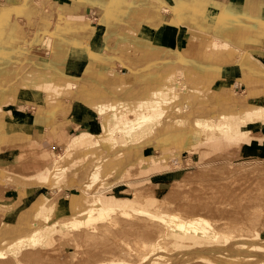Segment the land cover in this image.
<instances>
[{
  "label": "bare ground",
  "instance_id": "bare-ground-1",
  "mask_svg": "<svg viewBox=\"0 0 264 264\" xmlns=\"http://www.w3.org/2000/svg\"><path fill=\"white\" fill-rule=\"evenodd\" d=\"M34 1L39 6L36 11V23L39 25L35 28L37 32L47 30L50 27L48 8H54L57 0H44V7L41 6L42 0ZM100 1L121 12L113 15L116 18L113 24L106 25L102 21V48L99 51L89 49L88 57L106 62L121 58L130 71L150 66V73L155 78L132 82L127 79L126 73L96 78L81 73V70L72 72L69 50L64 48V42L59 49L57 41L54 44L49 41L44 48L51 59L44 68L39 59L46 57L32 51L24 65L14 68L11 64L0 69V86L18 76L20 84L37 87L44 81L48 83L53 72L74 79V86L64 87L62 95L70 92L78 102L100 115L102 124L97 131L98 139L89 140L88 133L74 136L63 152L55 155L46 169L37 175L24 177L0 171V183L17 181L24 192L14 204H0V211L6 214L0 223V260L10 257L17 264H24L28 254L46 252L53 243V234L61 228L74 231L79 237L81 233L88 232L87 226L93 225L94 230L90 233L98 231V235L103 236L108 231L106 236H112L117 243V235L112 231L117 225L114 214L120 210L134 214L130 221H134L139 230L136 235L141 240L140 244L148 246L151 253L158 250L155 264H264L263 202L259 206L257 203L252 213L255 216L247 223L248 216H225L218 207L210 211L205 206H199L190 211L187 204L178 206L168 199L167 206L157 205L156 199L144 200L142 190L138 192L141 199L137 202L131 197L117 198L116 195L102 193L106 187L117 186L119 183L115 182L120 179L121 184L128 186L130 180L127 173L142 171L139 166L130 168V161L139 160L151 146L167 147L184 137L183 144L188 145L194 140L200 148L217 133L231 138L235 136L239 140L249 139L257 128L248 125L243 128L241 123L253 117L254 113H264V89L249 91L245 98L223 97L212 90V85L199 83L192 77L224 80V70L230 69L236 72L237 79L244 85L248 79L263 78L253 74V60L264 64V47L254 43L246 46L249 40L256 37L236 38L234 34L228 36L232 42H225L201 14H194L195 20L187 24L180 14L178 22L163 21L156 27L155 39H151L143 35V30L150 26L152 20L148 15L152 0H128L125 8H120L121 0ZM177 6L184 9L185 3L180 1ZM198 18H202L201 23ZM199 24L208 36L201 40L197 55L191 57L185 53L186 36ZM240 24L264 34L261 14L226 8L221 22L222 32L228 34L226 29L230 28L234 33ZM34 46L37 47L36 44ZM81 47L77 40L70 52ZM140 50L147 52V56L137 59L136 54ZM6 67L13 71L11 75H5L3 69ZM26 69L28 71L25 72ZM16 93L17 89L6 92L0 87V95L3 94L4 98L13 97ZM235 114H240L241 122L234 121ZM103 147H107L106 152L90 157ZM91 159L94 161L87 177L80 183L67 184L68 173H77ZM213 162L220 164L222 160L215 159ZM252 163L245 160L237 162V165L264 169V162ZM155 172H152L153 175ZM193 174L189 173L182 181L174 182L171 192L182 190L180 186ZM56 183L78 188L89 195V205L74 209L68 199L67 205L61 207L60 197L53 201L56 194L45 190ZM42 185L47 187L43 189ZM32 195L29 203L23 206L24 200ZM161 208V211H156ZM16 209L18 211L13 215ZM144 216L150 221H142ZM247 230L251 231L250 234ZM114 252L112 249H94L86 258L91 260L89 264H115ZM152 257L154 254L148 253L146 259ZM74 264L85 263L77 256ZM126 264H130L129 261Z\"/></svg>",
  "mask_w": 264,
  "mask_h": 264
},
{
  "label": "crops",
  "instance_id": "crops-1",
  "mask_svg": "<svg viewBox=\"0 0 264 264\" xmlns=\"http://www.w3.org/2000/svg\"><path fill=\"white\" fill-rule=\"evenodd\" d=\"M9 1L13 4L12 6L7 5L4 1H0L1 70L4 66H9L11 64L14 68H17L19 65H24L32 51L43 56V48L48 45L49 41H52L51 43L53 44L57 41L56 43L59 44V49L62 46L61 42H64V48L69 50V66L72 72L78 73L81 70V73L96 78L101 75L116 73L115 71H117V68L112 69L109 67V63L104 60H99L91 56L88 57L87 51L89 49L99 51L102 48L104 25L99 21V9L103 11V22L106 25L115 23L116 18H114L113 15L121 12L120 9H115V7L111 6L109 3L102 4L100 0H57V4L54 8H48V19L51 30L49 32L45 30L37 32L35 25L39 24L36 23V11L39 6L35 4V1ZM125 1L126 0H121V4ZM180 1L185 3L184 9L178 8L177 5H179ZM263 1L264 0H167L166 3H162L160 0H152L148 12L152 20L150 26L144 28L143 35L155 39L157 35V26H153L154 23L162 18L164 21L169 20L178 22L177 12H181L180 16L184 18L186 24L195 20L194 14H201L208 21V25L217 29V31H215L217 35L222 37L225 36V34L222 32L221 22L226 8L261 14L264 18ZM99 4L101 5L100 7ZM162 5L165 8V17L161 15ZM78 11H81L83 14H80ZM84 15L92 22L96 20L92 28H89L90 21L85 22ZM55 19L58 20V24H55ZM198 22L201 23L202 18H198ZM38 23H40V20ZM233 31L234 30L230 28L226 29L228 34H233ZM262 34V32L256 29L254 30L249 26L241 24L236 27L235 31L236 38L256 37L255 40H249V42L264 47V35ZM67 38L71 39L66 41ZM77 40L83 47L75 49L74 52H70V49L76 45ZM201 40L202 37L191 29V32L189 31L186 36L184 45L185 53L191 57L196 56ZM34 44H36L37 47H35ZM43 45H45V47ZM145 54L146 52L140 50L137 52L136 57L137 59H142L147 56V54ZM39 60L42 62L41 67L44 68L49 64L51 59L46 57L44 59L40 58ZM253 61L255 63L253 74L258 77H263L260 79L264 81V64L257 59ZM122 62L127 66L125 61L122 60ZM145 67H140L135 71H129V73L122 72V74L126 73L127 79L132 82L154 80L155 76L150 73L149 68ZM3 70L5 71V75H11L13 72L8 69V67ZM24 71L26 72L28 69ZM117 72L119 73V71ZM1 79L0 76V80ZM223 79L227 85H237L238 83L236 72L230 69L224 70ZM247 83L248 86H251V83H254L253 79H248ZM68 84L69 81L64 74L53 72L49 76L48 83L44 81L43 83H39L37 87L27 83L20 84L18 82V76L0 86L1 89L6 92L17 89V93L13 97L8 96L4 98L3 94L0 95V171L23 175L24 177L34 176L44 171L47 165L51 163L54 156L61 153H54L53 157L48 161L52 152L62 147V145L65 147L70 144L74 136L88 133L90 136H95V139H98L99 135L97 131L99 125H102L100 115H95L89 109V106L78 102L74 96H71L72 94L69 95L70 92L62 95L64 87H68ZM248 88L251 89V91L264 89V82L260 87ZM219 91H221L219 95L223 97L229 96L227 93L228 90L219 89ZM34 92L38 93L35 95ZM216 94H218L217 90ZM16 99L18 100L15 104H6L3 108L2 104L7 101L15 102ZM48 102H50L51 106ZM59 105L68 109V111L60 112L58 109L57 112L53 113L52 110H55ZM52 117H54L53 122ZM257 128L261 133H264V124L261 123ZM15 138L17 140L13 141ZM11 139L12 141L10 142ZM57 139L62 145L57 142ZM213 139L214 137L209 141ZM234 141L244 144L264 143V139H255L254 137L247 141ZM39 157L45 159L41 160ZM157 157L158 154L145 153L139 160H134L129 167L134 169L139 166L142 170L146 171V174L148 172H155L157 168ZM44 161H48V163L43 167L36 165ZM93 161L94 160L91 159L88 163L91 164ZM13 167H17L18 171H14ZM80 170L77 173L73 171L68 173L66 178L67 184L80 183L87 177L88 173L83 178L80 175ZM162 180L163 179H157L155 181L160 183ZM72 189L75 190L68 195V199L74 209L82 205L87 206L89 203L88 196L82 193L78 188Z\"/></svg>",
  "mask_w": 264,
  "mask_h": 264
},
{
  "label": "rangeland",
  "instance_id": "rangeland-1",
  "mask_svg": "<svg viewBox=\"0 0 264 264\" xmlns=\"http://www.w3.org/2000/svg\"><path fill=\"white\" fill-rule=\"evenodd\" d=\"M0 1L6 2V4L9 6L13 5L12 3H10L9 0ZM20 1L21 0H16V2ZM28 1L33 2V0ZM42 1L43 2L41 3V6L44 7L45 1ZM127 4L128 0L120 4V8H125ZM163 5L161 6V15L162 17H165V8L163 7ZM100 6L101 5L99 4V7ZM78 12L80 14H83L81 11ZM98 12H100L99 21L102 22L104 19L103 11L99 9ZM179 14L181 15V12H177V19ZM84 20H86L85 22L90 21L89 28H92L93 24L96 22V20L94 19V21L92 22L85 15ZM163 21L164 20L162 18L161 20L156 21L153 26H158ZM54 22L55 24H58L57 19H55ZM50 30L51 29L49 27L45 31L49 32ZM193 31L197 33L200 37H202V39L208 36L207 32L201 29L200 24L198 25V27L193 28ZM223 34H225V36H219L222 40L227 43L232 42L231 40H229V34H226L224 32ZM233 34L235 36V32ZM251 44L252 43L248 42L246 43V46ZM43 46L45 47V45ZM43 51V57H47V50L43 48ZM116 51L119 52V50ZM122 60L123 59L120 58L114 61H108L107 63H109V67H111L112 69L117 68V71H119V73H129V67L126 66L122 62ZM145 68L150 69V66H147ZM117 71L115 72L118 73ZM178 76L181 77L180 74ZM192 78L199 83H208L212 85V90L215 93L217 90L218 94L221 92L219 91V89H226L228 90V95L234 98H245L247 96V93L251 91V89H249L248 87H260L263 85L264 82L261 79L253 78L254 83H251V86H248V83L244 85L241 81L237 79V85H227L221 79L204 78L200 76H193ZM67 79L69 80L68 87H73L75 84L74 79ZM184 79L186 80L189 78L184 77ZM36 93L38 92H34L35 95ZM17 100L18 99H16L15 102L7 101L2 104V106L4 108L6 104H15ZM48 103L50 104V102ZM58 109L60 110V112L68 111V109H65L64 107H61L59 105L55 110H52V112H57ZM253 115L254 116L248 118V120L242 121L240 114H235L234 121H242L241 124L243 128H245L247 125L249 127L255 126V128H257L256 126H259L261 123L264 122V113H254ZM53 121L54 117H52V122ZM253 137L255 139H264V133H261L257 128L254 130V132H252L250 138L247 140H250ZM230 138L231 137L226 134L223 135L217 133V135L214 136V139L212 141H206L202 143L200 145V148L194 144V140H192L191 142L189 141L190 143L188 145L183 144L182 142H184V137L180 138V140L176 142H173L170 146L167 147H161L158 145L151 146L146 150V153L158 154L157 168L154 175L152 172H148L146 174L145 170H142L140 172H128L127 176L130 180L128 186L127 184H121L120 179L115 182L116 184L119 183L117 184V186L111 188L106 187L105 189H102L104 191L102 193L106 196L110 194L113 196L116 195L115 197L117 198H121L124 196H127L129 198L131 197L135 202H137L141 199L139 193L142 190L143 196L141 195V197H143L146 201L156 199L157 205L167 206L168 203L166 202L168 199L169 202L171 200L174 204L178 206L187 204V209L190 211L193 209V207L199 206H205L210 211L217 209L218 207L221 209L222 214L225 216L234 217L236 216V214V217L248 216L246 219V222L248 223L250 219L255 216L252 213L255 212V208H257L255 206L257 205V203L258 206L261 205L260 203H264V169L257 170L252 166L237 165V162H242L245 160H251L253 163L258 161L264 162V143H237L234 140L239 139L235 138V136L234 138H231L234 140H231ZM88 139L93 141L95 139V136H90L88 137ZM16 140L17 139L15 138L13 141ZM240 140L247 141L246 139ZM11 141L12 139L10 140V142ZM57 142L60 143L58 139ZM64 148L65 147L62 145V147H59L58 149L54 150L50 158H48V161H50L54 153L63 152ZM106 151L107 147H103L98 153L91 154L90 157L94 158L96 156H100ZM218 152H221V154ZM43 157H39V159H45ZM215 159H221L222 162L220 164L214 163L213 160ZM48 161L39 162L36 165L39 167H43L46 163H48ZM228 161L230 162L229 165ZM132 162L133 160L130 161V164ZM91 167L92 163H88L86 167L81 168L80 175L84 178L90 171ZM13 170L18 171L17 167H13ZM189 173L194 174L193 176L188 177L187 181L182 186H180L182 190H173L171 192V188L173 187L174 182L182 181L185 176ZM157 179L163 180L158 183L157 181H155ZM19 184V182L14 180L5 183H0V204H14L15 202H17L18 199H20L24 192L20 190L21 187L19 186ZM112 185H114V183ZM46 187V185H42L43 189H45ZM45 190H48L47 192L49 194V191L54 192V194H56L53 198V201H56L58 197H60V206L65 207L68 203V197L66 196L72 193L75 189H72L69 185L63 186L61 183H56L53 186L49 187V189ZM128 190L129 192H126ZM87 196L88 200H90L89 195ZM32 198L33 195L27 197L24 200L23 206L28 204ZM262 205L264 211V204ZM168 207H170V204L168 205ZM161 210L162 208L157 209L156 211ZM17 211V209L14 210L13 215H15ZM236 211L238 212L236 213ZM239 211H243L244 213H239ZM4 215L6 214L0 211V223L5 217ZM132 215L134 214H131V212H124L120 210L114 214V216L117 217V220H115L117 221V225H115L116 229H113L115 231H112V233L117 235V243L113 241L112 236H110L109 238L108 236H106L109 234L108 231L104 232L103 236L102 234L98 235V233H100L98 231L97 233H90L94 230L93 225L87 226L88 232L81 233L79 237H76V233L74 231H68L67 229L63 230L61 228L56 230L53 234L51 238L53 240V243L51 246L48 247L46 252L37 251L35 253L28 254L24 258L25 261L23 260L24 264H74L77 256L81 258L82 262H84L85 264H89V261L91 260H88L86 258V255H90V252L94 249L114 250L115 252L112 256L114 257L115 261H117V263L115 264H126L127 261H129L130 264H155V262H157L156 259L158 250H155L153 253H151V250L148 246H142L140 244L141 240L136 235L139 230L137 226L133 223L134 221H130V219H132ZM139 218L141 219V216H139ZM139 221L140 220H136V222ZM142 221L148 222L150 221V219L144 216V219ZM106 223H108V221H106ZM250 232L251 231H248L247 234H250ZM141 253L142 255L140 257ZM148 253L150 255L154 254V257L146 259ZM153 259L155 260L153 261ZM123 260H125L126 262H123ZM0 264H17V262L11 260V258L9 257L6 260H0Z\"/></svg>",
  "mask_w": 264,
  "mask_h": 264
}]
</instances>
